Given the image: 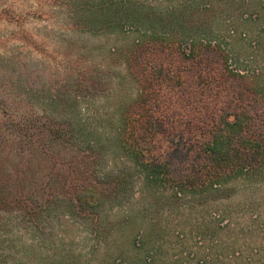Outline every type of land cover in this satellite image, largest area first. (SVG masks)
<instances>
[{
	"label": "trees",
	"instance_id": "trees-1",
	"mask_svg": "<svg viewBox=\"0 0 264 264\" xmlns=\"http://www.w3.org/2000/svg\"><path fill=\"white\" fill-rule=\"evenodd\" d=\"M66 5L73 29L84 16L136 35L109 110L81 104L82 82L59 89L49 113L14 116L0 94V213L18 227L0 264L34 248L61 256L74 238L98 252L129 226L140 192L220 195L264 166V0L237 22L197 21L196 0Z\"/></svg>",
	"mask_w": 264,
	"mask_h": 264
},
{
	"label": "rangeland",
	"instance_id": "rangeland-1",
	"mask_svg": "<svg viewBox=\"0 0 264 264\" xmlns=\"http://www.w3.org/2000/svg\"><path fill=\"white\" fill-rule=\"evenodd\" d=\"M186 1L192 0H177ZM196 1L203 9L197 21L209 22H237L257 2ZM66 2L0 0V94L7 95L14 116L52 112L58 90L67 94L79 82L90 85L79 99L83 106L106 111L114 102L123 73L120 53L136 33L103 30L84 16L73 29ZM131 206L129 226L98 252L74 238L62 245L61 256L52 247L10 256L19 264H264V166L220 195L140 192ZM65 226L68 236L79 234L75 225ZM17 229L14 219L0 213V250L4 242L17 244Z\"/></svg>",
	"mask_w": 264,
	"mask_h": 264
}]
</instances>
